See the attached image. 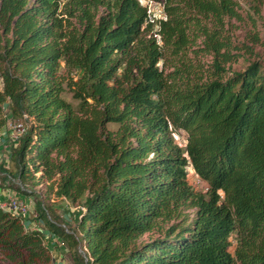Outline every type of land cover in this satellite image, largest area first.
<instances>
[{"label": "trees", "instance_id": "1", "mask_svg": "<svg viewBox=\"0 0 264 264\" xmlns=\"http://www.w3.org/2000/svg\"><path fill=\"white\" fill-rule=\"evenodd\" d=\"M152 1L0 0L6 181L77 204L67 225L35 202L73 264H264V59L230 67L258 35L230 38L237 0ZM23 219L0 206V264H52Z\"/></svg>", "mask_w": 264, "mask_h": 264}, {"label": "rangeland", "instance_id": "2", "mask_svg": "<svg viewBox=\"0 0 264 264\" xmlns=\"http://www.w3.org/2000/svg\"><path fill=\"white\" fill-rule=\"evenodd\" d=\"M238 11L241 15V19L224 17V27L227 29L230 38L234 42L250 43L249 36L255 32L258 35L259 41L253 45V55L244 54L243 57H239L236 62H233L230 67L232 69H242L248 60L254 58L264 59V1L259 5V10L254 11V8L249 0H237ZM204 59H208V56H203ZM64 97L71 102H75L70 96L69 91L63 93ZM4 113L6 120H17L18 118H12L8 111L7 106L4 107ZM177 140L182 141V132L177 135ZM16 141L12 140L10 136V130L7 127L0 128V206H8L11 201L15 200L16 203H21L24 207V224L28 228H39L44 233V243L49 247V251L52 256V264H73L70 253L65 245L60 242L57 236L51 235L45 229L41 219L36 218L35 202L42 200L46 206L52 208V210L66 222L67 225L73 224L72 213L76 203H69L63 197L55 196L51 191H47L45 184H30L20 183L17 179L6 181L7 171L13 170V163L10 160L9 147L14 145ZM192 172H189V178L192 184L197 183L196 178L192 177ZM9 177H7L8 179ZM15 185H19L20 190L14 188ZM204 186V183L199 182L198 188ZM3 206L4 208H6ZM7 209V208H6ZM8 210V209H7ZM14 213V212H13ZM49 233V234H48ZM156 232L143 233L140 236V240L147 239L150 235H155ZM50 235V236H49ZM50 237V238H49ZM230 250L233 248L234 240L232 237ZM56 243V244H55Z\"/></svg>", "mask_w": 264, "mask_h": 264}, {"label": "built area", "instance_id": "3", "mask_svg": "<svg viewBox=\"0 0 264 264\" xmlns=\"http://www.w3.org/2000/svg\"><path fill=\"white\" fill-rule=\"evenodd\" d=\"M146 7L147 19L152 21L156 17H164L162 7L159 3L152 0H139ZM154 36H158L156 33H153ZM23 118L29 119L25 113H23ZM3 127H7L10 130V136L12 140L17 141L18 137L25 132V124L22 118L17 120H5ZM196 181H199V178L194 176ZM5 205H1L3 207ZM10 212L16 214L24 215V207L21 203H16L15 200L11 201L8 206H5ZM4 208V207H3ZM5 208V209H6Z\"/></svg>", "mask_w": 264, "mask_h": 264}, {"label": "crops", "instance_id": "4", "mask_svg": "<svg viewBox=\"0 0 264 264\" xmlns=\"http://www.w3.org/2000/svg\"><path fill=\"white\" fill-rule=\"evenodd\" d=\"M50 236V235H49ZM50 238V237H49ZM61 242V241H60ZM56 244V243H55Z\"/></svg>", "mask_w": 264, "mask_h": 264}]
</instances>
